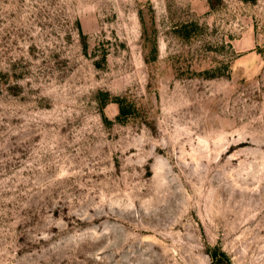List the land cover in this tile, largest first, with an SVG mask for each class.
Returning a JSON list of instances; mask_svg holds the SVG:
<instances>
[{
    "label": "rangeland",
    "instance_id": "obj_1",
    "mask_svg": "<svg viewBox=\"0 0 264 264\" xmlns=\"http://www.w3.org/2000/svg\"><path fill=\"white\" fill-rule=\"evenodd\" d=\"M0 264H264V0H0Z\"/></svg>",
    "mask_w": 264,
    "mask_h": 264
},
{
    "label": "trees",
    "instance_id": "obj_2",
    "mask_svg": "<svg viewBox=\"0 0 264 264\" xmlns=\"http://www.w3.org/2000/svg\"><path fill=\"white\" fill-rule=\"evenodd\" d=\"M125 100H126V99H125ZM125 100H119V102L121 103L122 108H124V103H126ZM119 119H120V118H119Z\"/></svg>",
    "mask_w": 264,
    "mask_h": 264
}]
</instances>
